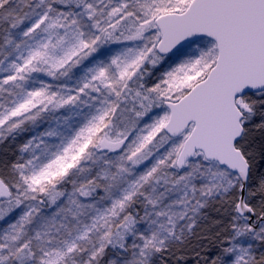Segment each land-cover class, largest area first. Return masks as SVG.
I'll return each instance as SVG.
<instances>
[{
	"label": "snow or ice",
	"instance_id": "1",
	"mask_svg": "<svg viewBox=\"0 0 264 264\" xmlns=\"http://www.w3.org/2000/svg\"><path fill=\"white\" fill-rule=\"evenodd\" d=\"M21 4L0 0V141L66 113L22 145L13 180L0 178V220L19 209L0 231V264H182L203 210L233 193L219 255L194 264H264V176L246 191L256 156L243 143L253 125L264 133V0ZM204 37L148 85L168 53ZM153 108L163 114L141 127Z\"/></svg>",
	"mask_w": 264,
	"mask_h": 264
},
{
	"label": "rangeland",
	"instance_id": "2",
	"mask_svg": "<svg viewBox=\"0 0 264 264\" xmlns=\"http://www.w3.org/2000/svg\"><path fill=\"white\" fill-rule=\"evenodd\" d=\"M27 2H28V0H25V3H27ZM31 2L34 3V0H31ZM12 3H13V6L20 5L21 7H23V5L21 4V0H12ZM24 10L27 11V8L25 7ZM28 23H29L28 21H25L24 24L20 25L19 29L12 30L13 33L15 34V33H18L21 29H25L26 26L28 25ZM5 28H8V25L5 23H0V45L3 44L4 29ZM208 40H209V38L204 37L203 39H201L199 41L198 44L188 43V44L178 48L176 51L171 52L170 54H167L165 56L164 60L159 65H157L156 68L151 69L153 75L151 76L152 80L151 81L148 80V82H149L148 85L151 86L153 83L158 82L157 77H159L164 71L169 70L170 68L176 67L179 63H181L183 60L189 58L190 55H192L194 52H196V50L198 48L207 46ZM131 43H134V42H124V43H120V44L110 43V44L104 45V46H102V48L97 53H94L93 56L96 57L97 59H103V60L107 61L112 55L119 53L121 50L124 49V47L126 45H129ZM0 52H3V49H0ZM4 54H7V53H4ZM11 58L12 57L10 56L9 59H11ZM0 59H3V55H0ZM92 59H93L92 57H89V59L86 60L84 62V64L88 65L89 62L92 61ZM6 63H7V61H6ZM74 72H76L77 75L81 74L80 69H74ZM5 75H6V73L0 72V79H2ZM33 75L36 76L38 79H44L46 81H51L50 77H46L43 74H33ZM75 78L76 77L74 76L73 79H75ZM69 83H71V81H69ZM6 99H7V97L0 99V102H4ZM164 107H166V105ZM65 113H66V110L61 109L56 114L55 117L50 116L48 114H44V118L41 121H39L36 125H32V124L26 125V127L28 129L27 131L20 132L19 134H16L14 136H10L7 139H5V140H8L10 145L15 149L16 156H17V159L15 162L20 160L21 156H23L25 160L29 158V154L20 152V148L22 147V145L24 143H26L34 135H37V134L43 132L46 128L55 127L56 126V119L64 116ZM162 114H163L162 108H153L152 111L148 114V116H145L143 118V120L141 121V127H143V125L145 123H150L151 122L150 118H152L156 115H162ZM79 119H80V117L77 116L73 119L72 122L75 124L78 122ZM5 140H3V141H5ZM3 141H0V143ZM161 151H163V150H161ZM107 154L112 159L116 158V153H107ZM149 163H150L149 161H146L145 164L139 165L137 170L138 171L144 170L145 165H148ZM13 179H14V175L12 173V168H10L9 180H13ZM68 190H70V186H68ZM233 199H235L234 193L231 196L223 197V198L212 201L209 204V206L205 210H203V213L197 222L196 229L209 218V216L213 212V210L218 209L220 207H221V209L223 208L226 212V217H227V221H228L229 229H230V224L232 221V217L234 215L233 210H232V203H231ZM43 210H44L45 214H51L55 210V205H51V204H48L46 202ZM18 217H19V209H17L15 212L10 214L9 216L5 217L3 220H0V231H3V229H5L9 223L15 222V220L18 219ZM229 234H230V230H229ZM112 258H115V254L110 255L109 257L105 258V260L107 261V260L112 259Z\"/></svg>",
	"mask_w": 264,
	"mask_h": 264
},
{
	"label": "trees",
	"instance_id": "3",
	"mask_svg": "<svg viewBox=\"0 0 264 264\" xmlns=\"http://www.w3.org/2000/svg\"><path fill=\"white\" fill-rule=\"evenodd\" d=\"M153 75V73H152ZM151 75V76H152ZM151 76L145 77L152 80ZM149 83V82H148ZM244 147L256 156V162L253 166L249 187L253 190L257 187L261 176H264V162L259 160L258 153L264 146V133H262L255 125L252 126L250 136L243 142ZM248 143V144H247ZM17 159L15 149L10 145L8 140L0 143V177L9 181V171L11 165ZM248 187V188H249ZM238 193H234V198ZM253 204L259 203V198L253 199ZM12 214V213H11ZM7 217V216H6ZM229 224L225 210L221 207L213 210L209 218L202 223L189 238L182 248L177 249L178 255H183L182 264H194L196 253H200V258L205 259L209 254L219 255L222 248L223 238L229 235ZM115 254L112 250L108 251L105 258ZM116 255V254H115ZM175 264V260H173Z\"/></svg>",
	"mask_w": 264,
	"mask_h": 264
},
{
	"label": "water",
	"instance_id": "4",
	"mask_svg": "<svg viewBox=\"0 0 264 264\" xmlns=\"http://www.w3.org/2000/svg\"><path fill=\"white\" fill-rule=\"evenodd\" d=\"M188 43H190V42H188V41L182 42V44H181V45H178L177 48L173 49L172 52L176 51L178 48H180V47H182V46H184V45H186V44H188ZM170 53H171V52H170ZM170 53H168V54H170ZM249 183H250V182H249ZM249 183L246 185V191L248 190Z\"/></svg>",
	"mask_w": 264,
	"mask_h": 264
}]
</instances>
